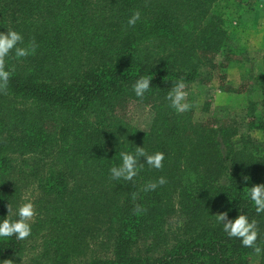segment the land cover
Masks as SVG:
<instances>
[{
	"label": "trees",
	"instance_id": "16d2710c",
	"mask_svg": "<svg viewBox=\"0 0 264 264\" xmlns=\"http://www.w3.org/2000/svg\"><path fill=\"white\" fill-rule=\"evenodd\" d=\"M217 1L0 0V32L12 28L38 45L35 55L7 60L15 71L0 94V184L19 172L17 161H35L29 238L40 237L41 249L29 264H264V253L229 238L215 218L255 219L264 248V213L248 196L264 183V141L250 134L264 129V75L259 111L250 104L244 129L214 118L208 99L195 104L189 88L188 112L166 99L174 82L200 83L231 49ZM141 76L152 86L138 98L132 85ZM144 110L136 121L132 113ZM136 146L163 152V169L145 164L134 181L111 179L119 153ZM161 176L164 185L142 190ZM8 204L0 187V221ZM137 204L146 211L134 214ZM25 243L0 237V264L18 260Z\"/></svg>",
	"mask_w": 264,
	"mask_h": 264
},
{
	"label": "rangeland",
	"instance_id": "374dc122",
	"mask_svg": "<svg viewBox=\"0 0 264 264\" xmlns=\"http://www.w3.org/2000/svg\"><path fill=\"white\" fill-rule=\"evenodd\" d=\"M212 10L224 21L231 49L216 55L214 67L205 70L209 75H204L200 83L189 84L188 88L193 93L195 104L208 99L211 103L208 112L214 118L233 117L244 129L240 121L250 104L256 112L260 108L257 78L264 75V0H218ZM132 115L136 121L142 122L147 117V111H135ZM250 134L264 141V129L252 130ZM25 157L28 159V155ZM30 161L35 162L30 158L29 164ZM29 164L21 166L17 161L19 172L9 174L0 184L12 200L13 214L22 203H34L39 194L37 176L32 174ZM40 249V237L28 238L23 254L15 258L18 260L14 264H29Z\"/></svg>",
	"mask_w": 264,
	"mask_h": 264
},
{
	"label": "clouds",
	"instance_id": "9594fccd",
	"mask_svg": "<svg viewBox=\"0 0 264 264\" xmlns=\"http://www.w3.org/2000/svg\"><path fill=\"white\" fill-rule=\"evenodd\" d=\"M140 16L139 11L133 12L128 20V25L134 27L137 21L140 20ZM37 48L38 45L34 39L25 44L23 35L12 28H8L7 32H0V94L7 95L9 82L15 71V66H12L10 70L7 69V60L10 57H14L18 61L26 59L35 55ZM151 81V76H141L135 81L132 88L136 97H144L145 93L151 89ZM187 89L188 85L181 78L173 83L166 96V99L170 102V107L177 114L188 112L193 107V104L188 101L189 91ZM119 156L121 163L110 168L111 179L113 180L134 181L145 164L156 170H162L164 167V153L157 151L149 154L143 146H136L134 153L122 151ZM248 179V176H243L244 182H247ZM166 182V179L161 176L154 182H148L142 190L144 192L154 191ZM248 196L255 206L256 213H264V183L250 187ZM132 198L135 201L137 193H133ZM7 211L6 218L0 221V237L14 236L18 241L27 240L32 234V224L37 216L35 204L31 201L22 203L15 213L18 216V219L15 220L11 219L13 215L11 204L7 205ZM144 211L146 210L139 204L134 208V214L137 215ZM215 218L216 222L222 225V230L229 238L239 239L243 247L253 249L257 255L264 253V248L257 243L259 227L255 219L249 220V217L245 214H239L235 219H229L227 211L216 214ZM2 264H14V260L11 258L4 259Z\"/></svg>",
	"mask_w": 264,
	"mask_h": 264
}]
</instances>
